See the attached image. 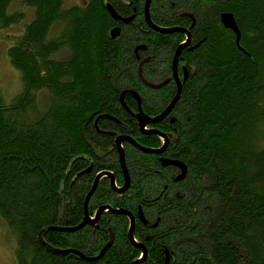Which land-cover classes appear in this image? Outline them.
Wrapping results in <instances>:
<instances>
[{
	"label": "trees",
	"instance_id": "1",
	"mask_svg": "<svg viewBox=\"0 0 264 264\" xmlns=\"http://www.w3.org/2000/svg\"><path fill=\"white\" fill-rule=\"evenodd\" d=\"M14 1L0 0V29H17L5 37L11 38L7 55L22 84L10 103L0 97V218L15 238V262L130 264L140 251L128 239L123 214L105 212L102 222L113 240L97 261L58 251L93 257L110 233L50 227L81 223L98 172L111 170L118 186L124 181L113 136L98 130L160 145L157 135L140 134L136 99L124 95L127 111L120 94L134 90L142 103L163 108L175 87L143 85L136 47L144 44L150 53L142 75L151 79L171 64L184 36L147 28L143 0L135 2L136 24L124 26L116 38L110 30L117 22L106 5L121 13V0L69 7L63 0H17L19 7L12 9ZM223 12L236 21L238 44L220 21ZM149 14L161 26L189 25V14L195 18L192 48L179 56L189 75L172 108L176 121L153 125L159 131L175 128L166 156L183 161L186 176L173 181L175 168L124 142L132 184L119 198L109 177H102L88 213L103 204L129 211L140 206L148 219L158 218L148 232L149 254L137 264H164L163 249L169 252L165 264H264V0H152ZM135 229L136 238L148 228L138 223Z\"/></svg>",
	"mask_w": 264,
	"mask_h": 264
},
{
	"label": "water",
	"instance_id": "2",
	"mask_svg": "<svg viewBox=\"0 0 264 264\" xmlns=\"http://www.w3.org/2000/svg\"><path fill=\"white\" fill-rule=\"evenodd\" d=\"M149 3H150V0H145L144 16H145V19H146V22H147L149 28H151L152 30H155L157 32H161V33L183 32V33H185L187 35V37H186L187 39H186V42H183V43H181L178 46V48H177V50H176V52L174 54L173 61H172L173 77H174V79L176 80V83H177V91H176L174 97L172 98V100L170 101V103L167 105V107L161 113L157 114L156 116H154L152 118L149 117L148 115L143 114L142 109H141V104H140V102H141L140 101V97L136 93V91H134V90L125 89L120 94V102L125 107V109H127V107H126V105H125V103L123 101L125 94H127V93L131 94L136 99L137 105H138V111H137L136 114H134V117L136 118V120L138 122V127L142 131V133H145V131L142 130V129L147 124L155 123V122L161 120L163 117H165L171 111V109L173 108V106L177 102V100L179 98V95H180V92H181V81L179 80L178 75H177L178 56H179V53H180L182 47L188 45L189 42H190V33H189L188 29L180 27V26L161 27V26H158V25L154 24L152 22L150 16H149V11H148ZM106 7H107V10L109 11L110 15L112 16V18L115 19V20H123V21L126 22V21H128V20H130L132 18V16H130V17L126 18V19H123L116 13L114 8L110 4H107ZM220 21H221L222 25L225 28H228V29L232 30L235 33V40H236V43L238 44L240 31H239V28H238V26L236 24V21H235L233 15L230 12H223L220 15ZM192 25H193V23L190 26H192ZM119 34H120V27H118V26H115V27H113L110 30V35H111L112 38H116ZM141 46H144V45H141ZM138 75H139L140 80L145 85H147L148 87H151V88H158V87L162 86L165 82H167L169 80V79H167V80H165V81H163L161 83H158V84L151 83V82H149V81H147V80H145L143 78L140 68L138 69ZM185 78H186V75H184V79ZM101 116L110 117L109 115H106V114L100 115L99 117H101ZM152 133L159 134L164 139V143L162 144V146L159 149L147 148V147L139 144L138 142H136L132 137H130L128 135H118V136H116L115 144H116V147H117L118 156H119V163H120V166H121V169H122V173H123V178H124V182H123L122 187H117L116 186L115 178H114L113 174H111L109 171L105 170V171L98 172L96 177H95V179H94V181H93V183H92V186H91L90 190L88 191V193L85 196V199H84V210H85L84 211V218L81 221V223L76 225V226H73V227H50V229L59 230V231H70V232H73V231L81 229L86 224H94L95 221L97 220L98 216L103 211H108V212L113 213V214H125L130 219V226H129V230H128V238L131 241V243L133 245H135L136 247H138L139 249H141V252H142V257H139L138 259L133 260L130 264L140 263L145 258L144 254L146 253V251H145L144 247L141 248L139 245H137L135 243L136 241L133 238L134 216L130 212H128L127 210H125L123 208H113L110 205L104 204V205L99 206L96 209V212L94 214V218L91 219L89 214L87 213V204H88V200H89L90 196L93 194L95 188L97 187V184H98L100 178L102 176H104V175L109 176V178H110V187L116 192H124L127 189V187L129 186V174H128L127 168L125 166L124 150H123V147H122V142H129L133 146L137 147L139 150H141L142 152H145V153L159 154V153H161L164 150L165 145H166V143L168 141L167 136L165 134H162V133L157 132V131H153ZM162 162H163L164 165H176V166L180 167L181 168V172L176 177V180H180V179L184 178V176L186 174V166H185V164L182 161H180V160H164ZM87 171H88V169H87ZM109 246H110V243L106 244L99 251V253L97 255L93 256V257L85 256L81 252H79L77 250H74V249H66V250H62V251H58V252L59 253L71 252V253H74V254L78 255L79 257H81L84 260L97 261L103 256L104 252L108 249Z\"/></svg>",
	"mask_w": 264,
	"mask_h": 264
},
{
	"label": "flooded vegetation",
	"instance_id": "3",
	"mask_svg": "<svg viewBox=\"0 0 264 264\" xmlns=\"http://www.w3.org/2000/svg\"><path fill=\"white\" fill-rule=\"evenodd\" d=\"M121 2L123 3V6L125 7V9H123V10H121V13H118L115 9V11H116V13L121 17V18H123V19H126V18H128V17H130V16H132V18L130 19V20H128V21H123V20H115L116 22H117V24L115 25V26H118V27H120V33L122 32V28L124 27V26H127L128 24H130V23H135L136 24V18H138L137 17V12H136V5H135V2H136V0H121ZM151 3H152V0H150V3H149V7H150V5H151ZM110 4V3H109ZM112 6V5H111ZM128 6L129 7H132V8H128ZM144 6H145V0H143V15L141 16V17H143L142 19H143V22L145 23V26L147 27V28H149L147 25V22H146V19H145V16H144ZM113 7V6H112ZM114 8V7H113ZM148 11H149V8H148ZM190 15L191 14H189V18H191V23L189 24V25H187L186 23V25H183V26H180V25H174V26H180V27H183V28H186V29H188V31H189V33H190V42H189V44L188 45H186V46H184V47H182V49H181V51L183 50V48H185V47H188V49L190 50L192 47L190 46L191 44H192V41H191V32H190V29L193 27V25L195 24V18H193L192 19V17H190ZM149 16H150V14H149ZM177 16V15H176ZM180 16H181V19L182 20H184V18L186 17L185 16V14L184 13H181L180 14ZM185 16V17H184ZM192 16V15H191ZM150 18H151V16H150ZM151 20H152V22L154 23V24H156L154 21H153V19L151 18ZM186 21H188V20H186ZM193 23V25L192 26H190L191 24ZM158 25V24H157ZM159 26H161V25H159ZM165 27H169V26H165ZM150 29V28H149ZM154 31V30H153ZM179 33H181L182 34V36H184L183 37V40L176 46V50H177V48H178V46L186 39V37H187V35L185 34V33H183V32H179ZM120 35V34H119ZM141 45H144V44H140V45H138L137 47H136V49H140L141 50V52L140 53H138L137 51V54H136V57L138 58V66H143V64H148L149 62H150V60H151V57H150V51H148V53H149V55L147 54V47L144 45V46H141ZM176 50H175V52H176ZM181 51H180V53H181ZM175 52H174V54H175ZM180 53H179V56H180ZM151 54H153L152 52H151ZM174 54H173V56H172V58H171V64L170 63H167V67L165 68V69H156V70H158V72L153 76V77H150L151 79H146L145 77H144V79H146L147 81H149V82H151V83H155V84H158V83H161V82H163V81H165V80H167V79H169L167 82H165L162 86H160V87H158V88H151V87H148L147 85H145L143 82V85L144 86H146L147 88H149V89H155V90H159V89H162V88H164V87H175V93H176V91H177V83H176V80L174 79V77H173V68H172V61H173V58H174ZM178 56V64H177V75H178V78H179V80L181 81V89H182V83L185 81V79L187 78V76L189 75V69H188V67H187V62H186V59H184V57H179ZM170 64V65H169ZM150 70H153V68H151ZM184 75H186V78L184 79ZM170 87V88H171ZM175 93H174V95H175ZM174 95H173V97H174ZM133 96V95H132ZM139 97H140V95H139ZM172 97V98H173ZM172 98L170 99V101L172 100ZM140 101H141V98H140ZM170 101H168L167 103H166V105L162 108V106H160V104H156L157 102H155V107L152 105L153 104V101H151L150 103H142V101L140 102V104H141V109H142V112H143V114H145V115H148L149 117H154V116H156L157 114H159V113H161L166 107H167V105L170 103ZM137 111H138V105H137ZM137 111H135V113L137 112ZM134 113V112H133ZM172 109H171V111L165 116V117H163L161 120H159V121H157V122H155V123H163V125L164 124H166V122L168 121V123H170V124H173L175 121H176V119H175V116H173L172 114ZM134 119H135V121L137 122V120H136V118L134 117ZM97 121V120H96ZM155 123H150V124H147L142 130H144L145 131V133H142V131L139 129V127H138V129H139V132H140V134H142V135H145V134H147V135H149V134H155V135H157L159 138H160V140H161V143H160V145L159 146H148V145H145V144H141V145H143V146H145V147H147V148H152V149H159L160 147H161V145L163 144V138L159 135V134H156V133H152L153 131H157V132H160V133H162V134H165L166 136H167V138H168V141H167V143H166V145H165V148H164V150L161 152V153H159V154H155V153H153L154 155H156L157 156V159H158V161H160L161 163H162V165L163 166H171V167H173V168H175L176 169V173H174V178H173V181H175L176 180V177L179 175V173L181 172V168L180 167H178V166H176V165H164L163 164V162L162 161H164V160H179V159H177V158H173V157H168V156H166V150H167V152L169 151V149H171L172 147H173V145H170V141L171 142H175V134H176V132H175V128L174 129H172V130H168V129H165L164 131H159V130H157L153 125L155 124ZM96 124V123H95ZM137 125H138V122H137ZM100 133H103V134H109V135H112L113 136V138H114V143H115V138H116V136H118V135H123V134H119V133H117V132H115L114 130H108V129H100V130H98ZM115 133V134H114ZM124 143V142H123ZM127 143H129V142H127ZM139 143V142H138ZM130 144V143H129ZM140 144V143H139ZM123 145V144H122ZM132 147H134L132 144H130ZM115 146H116V144H115ZM123 148H124V146H123ZM136 148V147H135ZM116 149H117V147H116ZM138 149V148H137ZM139 150V149H138ZM141 151V150H140ZM119 158V157H118ZM124 160H125V157H124ZM181 161V160H180ZM183 162V161H182ZM184 163V162H183ZM185 164V163H184ZM119 165H120V163H119ZM125 166H126V164H125ZM185 166H186V164H185ZM120 169H121V166H120ZM89 167H88V171L87 172H89ZM103 171H105V170H103ZM106 171H109V170H106ZM111 174H114L111 170L109 171ZM121 172H122V169H121ZM174 172V171H173ZM129 174V173H128ZM115 175V174H114ZM113 175V176H114ZM122 175H123V173H122ZM186 176V175H185ZM96 177V176H95ZM102 177H108L107 175L105 176H102ZM101 177V178H102ZM101 178H100V180H101ZM114 178H116V176H114ZM95 179V178H94ZM99 180V181H100ZM130 184H132V181H131V177H130V175H129V186L127 187V189H129V187H130ZM122 185V184H121ZM121 185H119V186H121ZM109 186H110V179H109ZM126 189V190H127ZM125 190V191H126ZM124 191V192H125ZM124 192H117V194H119L118 195V197L120 198V196H122V195H120V194H123ZM131 194V193H130ZM130 194H128V196H131ZM93 195V194H92ZM92 197V196H91ZM90 197V198H91ZM90 198H89V200H88V203H89V201H90ZM108 205H110V204H108ZM99 206H101V205H99ZM99 206H97L96 207V209L99 207ZM110 206H112V205H110ZM113 208H123V209H125V210H127V208H124V207H115V206H112ZM96 209H94L93 210V212H92V214H89L88 213V210H87V213L89 214V216H90V218L92 219V218H94V214H95V212H96ZM128 212H130L133 216H134V232L136 231V229H135V224H138V223H140V225H142V226H144V228L145 227H147L148 229H146V231H144V234H143V237H140V236H137L136 238H135V243L137 244V245H139L141 248H145V251H146V253L144 254V256H145V258H147V256H148V254H149V250H150V247H149V240H150V237H151V234L150 233H148V232H150V230L149 229H152V228H155L156 226H157V224H158V218H157V220H153V219H148V217H147V215H146V212L140 207V206H138L137 207V210L136 211H129V210H127ZM106 211H103L99 216H98V218H97V220L95 221V223L94 224H86L85 226H91V227H97L99 230H101L103 233H110V235L108 236V238H109V240H108V242L110 243V245H111V243H112V240H113V234L110 232V230H109V227L107 226V225H105V223H103L102 222V220L106 217V213H105ZM110 215H114L113 213H110V212H108ZM123 216H126L127 217V215H125V214H123ZM128 218V217H127ZM109 222V221H108ZM128 222H129V218H128ZM128 229V228H127ZM134 232H133V236H134ZM108 242H106V244L108 243ZM105 244V245H106ZM104 245V246H105ZM133 245V244H132ZM136 249H138L139 251H141V249H139L138 247H136L135 245H133ZM163 252H164V264L168 261V258H169V252L166 250V249H163ZM141 253V252H140ZM145 258H144V260H145ZM143 261V260H142Z\"/></svg>",
	"mask_w": 264,
	"mask_h": 264
},
{
	"label": "rangeland",
	"instance_id": "4",
	"mask_svg": "<svg viewBox=\"0 0 264 264\" xmlns=\"http://www.w3.org/2000/svg\"><path fill=\"white\" fill-rule=\"evenodd\" d=\"M82 2L83 0H63V6L69 7L82 4ZM13 3L11 4V8L17 9L19 2L15 0ZM25 12V17L29 18L30 11L26 9ZM16 30V28L9 30L0 29V97L5 104L10 103L22 88L20 72L10 63L7 55L11 38L5 37L7 33L16 32ZM15 247L16 241L14 236L0 218V264H16Z\"/></svg>",
	"mask_w": 264,
	"mask_h": 264
}]
</instances>
